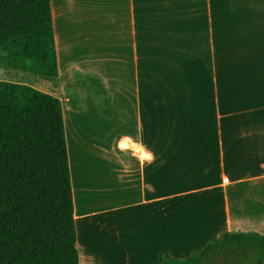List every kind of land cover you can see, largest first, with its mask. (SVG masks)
<instances>
[{"label":"crops","instance_id":"obj_1","mask_svg":"<svg viewBox=\"0 0 264 264\" xmlns=\"http://www.w3.org/2000/svg\"><path fill=\"white\" fill-rule=\"evenodd\" d=\"M197 1L229 6L230 19L264 36V0ZM51 4L59 94L44 92L63 107L80 264H157L164 254L184 260L228 232L264 235V38L253 46V56L262 51L260 66L253 62L261 94H233L224 125L215 97L217 132L194 123L204 136L186 137L183 117L205 104L158 94L156 76H143V0ZM76 72L103 81L123 122L103 115ZM67 89L78 91L83 110L70 106Z\"/></svg>","mask_w":264,"mask_h":264},{"label":"trees","instance_id":"obj_2","mask_svg":"<svg viewBox=\"0 0 264 264\" xmlns=\"http://www.w3.org/2000/svg\"><path fill=\"white\" fill-rule=\"evenodd\" d=\"M0 66L58 84L51 0H0ZM75 80L106 117L123 122L103 81ZM83 110L78 94H66ZM0 264H80L61 100L0 80ZM157 264H264V235L228 232L198 254Z\"/></svg>","mask_w":264,"mask_h":264},{"label":"rangeland","instance_id":"obj_3","mask_svg":"<svg viewBox=\"0 0 264 264\" xmlns=\"http://www.w3.org/2000/svg\"><path fill=\"white\" fill-rule=\"evenodd\" d=\"M224 7L197 0H143L140 36L143 76L147 80L156 76L158 94H188L205 104L197 110L191 108L183 117L189 128L184 132L186 137L204 136L203 130H192L194 123L217 132V127H211L218 122L212 107L215 97L220 101L219 120L224 125L230 122L229 102L233 94L234 99L242 94H261L253 85V62L259 64L256 58L262 57V51L253 56V46L261 45L264 36L248 34L246 20H241L244 25L240 27L239 20L230 19L229 6ZM220 14L228 16L220 18ZM0 80L26 83L43 92L59 94L53 82L1 66ZM65 94L79 93L67 89ZM222 134L226 136L225 131ZM244 229L253 231L249 226Z\"/></svg>","mask_w":264,"mask_h":264}]
</instances>
